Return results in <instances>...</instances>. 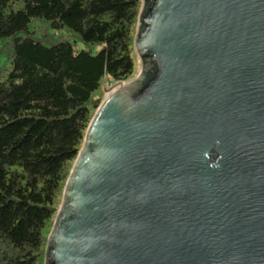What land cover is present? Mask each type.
<instances>
[{"label":"water","instance_id":"water-1","mask_svg":"<svg viewBox=\"0 0 264 264\" xmlns=\"http://www.w3.org/2000/svg\"><path fill=\"white\" fill-rule=\"evenodd\" d=\"M135 50L45 264H264V0H142Z\"/></svg>","mask_w":264,"mask_h":264},{"label":"trees","instance_id":"trees-1","mask_svg":"<svg viewBox=\"0 0 264 264\" xmlns=\"http://www.w3.org/2000/svg\"><path fill=\"white\" fill-rule=\"evenodd\" d=\"M141 9L142 0H0V264H45L57 199L102 103L92 113V95L105 78L136 76Z\"/></svg>","mask_w":264,"mask_h":264},{"label":"rangeland","instance_id":"rangeland-1","mask_svg":"<svg viewBox=\"0 0 264 264\" xmlns=\"http://www.w3.org/2000/svg\"><path fill=\"white\" fill-rule=\"evenodd\" d=\"M82 48H83V46H81V49ZM5 58H7L6 55H5ZM134 62H135V72H136V75H137L140 72V70H141V60L138 57V55L135 56ZM114 84H115V82L108 81V86H112ZM106 96H107V94L105 92L104 85H102L98 91H96L95 93H93L91 103L89 104V108H90V110H91L92 113L95 112L96 106L99 103H101V101L103 102L104 99L106 98ZM96 112H95V114H96ZM62 200H63V196L62 197H59L57 199L56 205L58 206L60 204V201H61V204H62Z\"/></svg>","mask_w":264,"mask_h":264}]
</instances>
